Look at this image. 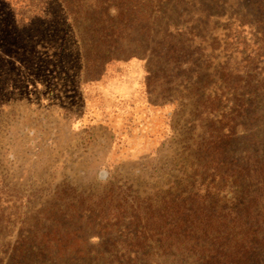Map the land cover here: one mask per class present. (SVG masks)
Returning a JSON list of instances; mask_svg holds the SVG:
<instances>
[{
	"label": "trees",
	"instance_id": "1",
	"mask_svg": "<svg viewBox=\"0 0 264 264\" xmlns=\"http://www.w3.org/2000/svg\"><path fill=\"white\" fill-rule=\"evenodd\" d=\"M155 8L152 0H0V113L22 95L20 66L37 75L33 87L57 71L78 92L110 77L152 34ZM175 44L165 48L176 53ZM258 54L264 60V39ZM232 76L221 74L218 95L193 103L206 124L190 126L185 157L161 195L109 181L77 200L54 191L32 215L7 206L21 235L3 247L4 264H264V146L234 154L236 120L248 107ZM84 230L91 236L77 239Z\"/></svg>",
	"mask_w": 264,
	"mask_h": 264
},
{
	"label": "rangeland",
	"instance_id": "2",
	"mask_svg": "<svg viewBox=\"0 0 264 264\" xmlns=\"http://www.w3.org/2000/svg\"><path fill=\"white\" fill-rule=\"evenodd\" d=\"M152 1L158 18L152 34L131 52L133 60L96 84L78 92L57 71V77H44L33 87L35 72L17 67L22 95L0 113V189L5 191L0 193V264L7 261L3 247L21 235L7 206L32 215L45 208L54 191L77 200L109 181L138 194L161 195L185 157L190 126L206 124L195 116L193 103L218 95L224 72L235 79L230 68L241 72L234 82L248 107L236 120L232 149L237 158L255 148L263 151L264 60L258 49L264 34L256 23L264 22V0ZM179 29L184 30L179 51L171 52L165 46L176 48L178 41L171 38ZM246 68L252 71L242 75ZM10 192L18 198L7 203ZM81 235L76 238L91 236ZM99 242L91 239L92 245Z\"/></svg>",
	"mask_w": 264,
	"mask_h": 264
}]
</instances>
